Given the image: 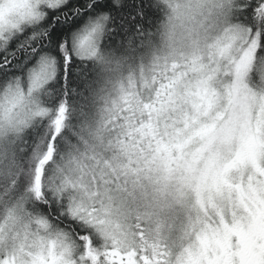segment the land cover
<instances>
[{"label": "snow or ice", "instance_id": "obj_1", "mask_svg": "<svg viewBox=\"0 0 264 264\" xmlns=\"http://www.w3.org/2000/svg\"><path fill=\"white\" fill-rule=\"evenodd\" d=\"M0 264H264V0H0Z\"/></svg>", "mask_w": 264, "mask_h": 264}]
</instances>
